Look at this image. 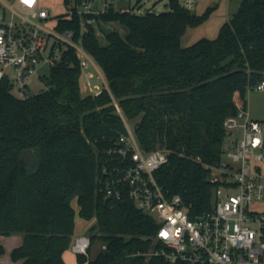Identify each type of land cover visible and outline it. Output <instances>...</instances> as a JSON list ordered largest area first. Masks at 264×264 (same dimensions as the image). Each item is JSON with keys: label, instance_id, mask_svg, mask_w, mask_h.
<instances>
[{"label": "trees", "instance_id": "trees-1", "mask_svg": "<svg viewBox=\"0 0 264 264\" xmlns=\"http://www.w3.org/2000/svg\"><path fill=\"white\" fill-rule=\"evenodd\" d=\"M215 8L197 15L170 0L165 12L103 15L128 32L113 30L105 45L95 28L83 35L108 84L98 95L84 91L73 48L50 66L47 87L27 98L0 80V234L23 235L13 260L66 264L79 216L94 220L87 230L91 246L77 254L79 263L171 264L145 254L159 225L127 194L106 195L103 169L118 164L107 150L133 123L144 151L169 150V161L155 172L164 189L181 195L192 215L211 209V167L221 159L223 121L237 112L236 95L245 98L264 79V0H240L216 38L182 46L187 28ZM58 22L78 31L75 15H60Z\"/></svg>", "mask_w": 264, "mask_h": 264}, {"label": "built area", "instance_id": "built-area-1", "mask_svg": "<svg viewBox=\"0 0 264 264\" xmlns=\"http://www.w3.org/2000/svg\"><path fill=\"white\" fill-rule=\"evenodd\" d=\"M65 1L69 8L62 16L75 15L78 31L61 29L59 17L49 26L50 10L40 0H0V80L8 79L20 98L31 95L28 86L37 66L61 61L69 48L79 59L83 89L98 95L108 88L83 35L90 28L102 32V16L116 11L114 0ZM197 2L179 0L192 11ZM94 77L103 85L93 82ZM253 88L264 90V79ZM235 100L237 112L223 121L221 159L211 167L209 210L192 215L181 195L164 189L155 172L169 161V150L144 151L127 123V133L107 150L119 162L103 169L106 195L119 199L127 194L159 225L155 246L145 253L148 257L162 256L171 264H264V120L253 118L240 96ZM90 246L89 234L81 233L70 247L77 254H88Z\"/></svg>", "mask_w": 264, "mask_h": 264}, {"label": "rangeland", "instance_id": "rangeland-1", "mask_svg": "<svg viewBox=\"0 0 264 264\" xmlns=\"http://www.w3.org/2000/svg\"><path fill=\"white\" fill-rule=\"evenodd\" d=\"M169 1L170 0H114V8L116 11L131 10L143 13L145 11L151 10L160 13L168 9ZM239 3L240 0H198L195 9H193V12L197 15L203 14L209 6H215L216 8L204 22L199 25L187 28L181 37L182 46L191 45L204 37L211 39L216 38L219 34L221 25L238 9ZM40 5L50 10L52 18L48 22L49 26H53L56 23L57 18L60 15L66 14L69 8L65 0H40ZM108 25H110L114 31L119 32L121 36L125 37L127 35L128 29L121 23L117 21H110ZM97 36L101 44H107V38L104 33L97 30ZM89 69L93 68L90 67ZM37 70V73L31 77V82L28 86L29 94L31 95L36 94L47 87L45 78L49 75L50 66L48 64L41 63L37 66ZM92 81L103 85L102 80L98 79L97 77H94ZM81 85L84 87L82 76ZM11 92L18 96V92L15 87L11 88ZM243 100L245 101L250 114L254 118L264 120V90L252 88L247 92ZM129 126L132 129L134 128L133 123H130ZM230 192H232V190H230ZM74 205L78 209L77 203L75 201ZM93 222L94 220H85L78 216L76 222L77 233H82L88 230ZM86 232L89 234L88 231ZM18 235L19 233L4 235L6 236L7 243L5 244V251L2 254V264H19L18 261L16 262L11 257V251L14 246L11 242V239H13V237H19ZM101 245L102 244L99 242L93 246L91 251L92 257L97 254L101 248ZM67 253H70L71 259L73 257L74 260L73 263V260H69L70 264H85L77 262V253L74 252L71 247H69Z\"/></svg>", "mask_w": 264, "mask_h": 264}, {"label": "crops", "instance_id": "crops-1", "mask_svg": "<svg viewBox=\"0 0 264 264\" xmlns=\"http://www.w3.org/2000/svg\"><path fill=\"white\" fill-rule=\"evenodd\" d=\"M100 68V67H99ZM101 70V69H100ZM101 72H102V70H101ZM239 97V95L237 94L236 95V97L235 98H238ZM252 116V115H251ZM253 117V116H252ZM254 118V117H253ZM255 119H258V118H255ZM260 120H262V119H260ZM75 206V205H74ZM75 208L77 209V207L75 206ZM92 222V221H91ZM87 231V230H86ZM82 232V233H87V232ZM79 234H81V233H77V231H76V227H75V234H74V237H76L77 235H79ZM19 237H13V239H11V242L13 243V248L14 247H16V246H18V245H20L21 243H22V240H23V235L22 234H20L19 233V235H18ZM5 238V239H4ZM0 243H2L3 245H4V247H5V244L7 243V239H6V236H4V235H2V234H0ZM67 251H68V249L64 252V259H65V262H66V264H70V262H69V260L70 261H72L73 260V257H72V259H71V255H70V253H67ZM76 258H77V256H76ZM2 261H3V259H2V255H0V264H2ZM17 262V261H16ZM74 262V260L72 261V263ZM78 262V261H77ZM18 263L19 264H22V262L20 261V260H18ZM75 264V263H74ZM85 264H87V263H85Z\"/></svg>", "mask_w": 264, "mask_h": 264}, {"label": "water", "instance_id": "water-1", "mask_svg": "<svg viewBox=\"0 0 264 264\" xmlns=\"http://www.w3.org/2000/svg\"><path fill=\"white\" fill-rule=\"evenodd\" d=\"M100 30L102 31V33L107 35L113 31V28L110 25H108V23L101 21L100 22Z\"/></svg>", "mask_w": 264, "mask_h": 264}]
</instances>
